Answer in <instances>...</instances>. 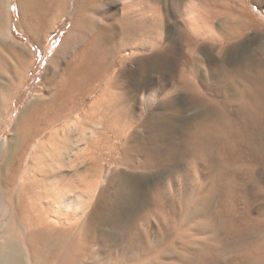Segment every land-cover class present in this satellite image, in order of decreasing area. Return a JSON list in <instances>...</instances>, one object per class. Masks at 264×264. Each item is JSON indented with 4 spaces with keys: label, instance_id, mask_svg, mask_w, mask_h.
<instances>
[{
    "label": "bare ground",
    "instance_id": "1",
    "mask_svg": "<svg viewBox=\"0 0 264 264\" xmlns=\"http://www.w3.org/2000/svg\"><path fill=\"white\" fill-rule=\"evenodd\" d=\"M18 2L23 17L21 24L39 47V34L55 26L60 18L69 17L70 29L47 65L35 96L18 115L10 145L0 152V160L5 157L0 163V264H95L92 252L81 250L79 239L81 176L93 171L94 176L98 175L109 160L117 166L129 167L133 174L116 171L112 181L114 194L91 215L90 223L117 221L120 223L115 227H119L125 221L136 220L138 214L127 216V208H136L142 201L141 208L155 207L156 215L159 214L169 232L163 229L159 247L156 250L149 247L143 255L132 257L133 262H128L125 255L106 259L105 264H213L218 260L213 252L223 248L228 239H244L250 232L264 231V207L258 218L236 209L237 202L246 203L247 189L241 193L234 187L225 189L219 197L220 210H213L220 186L231 179L230 170L247 172L248 182L259 186L253 170L264 162L259 150L264 148V47L248 66L227 61L217 66V72L224 77L218 88L241 99L237 120L230 118L227 108L221 110L218 104L207 101L195 82L187 81L186 73L182 72L183 88L191 93V106L201 107L195 122L181 138L159 125L152 128L151 138L148 136L135 144L115 124L128 119L124 54L128 44L137 45L135 50L139 48L142 8L151 6L144 0ZM252 3V0H239L235 17L241 19L240 23L234 21L227 26L230 30L224 34L225 40L238 38L249 23L264 26L255 18ZM11 8L12 0H0V114L6 110L4 116L10 113L11 101L20 96L35 64L31 51L13 33ZM119 8L122 14L116 18ZM206 14L207 24L215 23L216 15L211 8ZM183 35L188 41L187 35ZM119 38V44H110ZM187 62L190 64L192 60L188 58ZM173 118L162 116L160 121ZM99 123L100 131L96 130ZM111 131L121 140L120 146L111 144ZM159 142L165 146L162 151L169 159L155 151L152 154ZM174 157L189 158L187 162L192 169L207 162L211 185L207 192L198 193L201 196L181 203V211L172 203L165 214L161 195L137 185L139 178L134 172L160 169ZM81 160L89 162L83 170ZM65 169L72 171L66 175ZM144 194L148 195L147 199L143 198ZM188 221H193L189 229L184 228ZM91 230L89 225L88 231ZM232 264H264V237L240 249Z\"/></svg>",
    "mask_w": 264,
    "mask_h": 264
},
{
    "label": "rangeland",
    "instance_id": "2",
    "mask_svg": "<svg viewBox=\"0 0 264 264\" xmlns=\"http://www.w3.org/2000/svg\"><path fill=\"white\" fill-rule=\"evenodd\" d=\"M252 1L254 7L253 9L249 7V10L252 9L257 16L255 18L264 24V0L260 2L261 4L259 1L257 3ZM144 3L150 5L151 8H142L140 43L138 42L139 48L137 49L139 51L135 50L137 45L131 43L128 44L124 54L127 60H125V67L128 73V76L123 79L128 119L115 125L125 131L124 135L127 136L129 142L135 144H139L148 136L151 138L152 128L159 125L161 128L166 127L172 130L181 138L185 131L186 133L189 131L187 128L191 126L192 122H195L196 114L201 110V107L194 108L191 106V93L183 88L182 72L186 73L187 81L195 82L207 101L218 104L221 110L227 108L230 118L237 120L241 109V99L234 93L218 88L219 84L223 83L224 77L216 69L220 62L227 61L233 62V64L241 63L245 66L247 64L248 66L250 60L258 58L264 47V26L259 27L254 23H249V26L240 32L238 38L225 40L223 36L226 31L230 30L227 26L234 21L240 23L241 19L237 20L235 17V9L239 7V0H144ZM214 4L217 7H214L216 6ZM19 5L18 0H12V30L19 43L24 44L31 51V58L35 60V64L29 72L26 85L20 90V96L11 101L8 117L4 116L6 110L0 114L1 120L3 118L0 121V152L10 145L9 140L12 139V129L18 115L35 96L41 86L40 83L47 65L65 40L70 29L69 17L60 18L55 26L45 29L39 34L41 42L39 47L31 40L21 24L23 17L19 14ZM208 8H211L213 14L216 15L215 23H211L210 26L206 20ZM117 13L116 18H120L122 14L120 8ZM208 29L211 31L209 32ZM212 31L213 33H211ZM183 34L187 35L188 41L182 38ZM119 42L120 38L110 44H119ZM163 55L166 58L160 59ZM188 58L192 60L190 64L187 62ZM114 67L118 71L116 66ZM26 92L28 93L24 96ZM230 103H234L235 106H231ZM162 116L164 118L173 116L174 118L167 122L160 121ZM162 122L165 123L161 124ZM101 128L99 123L96 130L100 131ZM109 135L113 137L111 144L115 147L120 146L119 141L121 140L115 138L114 131H111ZM81 144L84 145L85 141L82 140ZM96 146L98 147L97 139ZM155 146L152 152L161 153L163 157L169 159L170 156L164 155L162 151L165 146L162 147L161 142ZM259 150L264 157V148ZM96 153L99 154L98 149H96ZM156 153L153 152L152 154ZM1 158L0 163L4 161L5 157ZM135 158L140 160L139 156ZM180 159L171 158L169 163L163 166L164 168L140 169L134 172V175L139 178L137 185L149 187L153 192L161 195L165 204V214L169 212V205L172 203H176L179 211H181L179 208L181 203L200 195L201 193H198L201 191L207 192L206 188L211 185L209 181L210 167L207 162H201L197 168L192 169L188 163L189 158ZM109 161L111 162L109 163ZM109 161H107V166L104 169L100 168L102 172L98 175L94 176L95 172L93 171L83 173L81 176L83 184L81 186L82 197L80 198L81 210H79V239L81 250L91 251L93 259L96 261L95 264H105V261L107 262L111 257L119 256L122 258L125 255L130 262L132 257H138V254L139 256L143 255L149 247L156 250L159 247L158 241L162 231L169 232L160 221L159 214L156 215L155 207L149 205L146 208H141L142 201L137 204L136 208H127V212L129 211L127 216L138 214L136 220L121 221L123 223L119 227H115L118 225L117 223H120L117 221L108 224L100 221L90 223L91 215L101 205L104 206V201L106 202L110 198L111 193L114 194L113 182L116 171L133 174L129 167L117 166L112 160ZM99 162L106 164L105 161ZM88 163V161L81 160V170ZM71 171V169H67L65 174L69 175ZM246 174L242 171L230 170L229 177L231 176V179L226 181L225 186H220L213 201L214 211L215 209L220 210L219 197L225 189L234 187L237 189V193L247 189L250 190L251 194L247 191L245 194L247 196L245 197L246 201H244L246 203L237 202L236 209L240 212L247 211L253 218H258L259 211L264 207V162L253 170V177L258 183V187L248 182L249 176ZM144 197L147 199L148 195L144 194ZM192 222L188 221L184 224V228L188 227L187 229H189ZM89 225L92 226L91 231H88ZM194 233L197 236H202L198 231H192V234ZM262 237H264V231L257 234L250 232L244 235V239H228L224 242L223 248L213 252V257L218 259L215 263L232 264L236 262L240 249ZM143 249L145 250L143 251Z\"/></svg>",
    "mask_w": 264,
    "mask_h": 264
}]
</instances>
